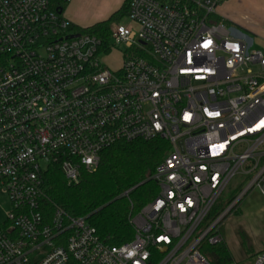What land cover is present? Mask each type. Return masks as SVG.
<instances>
[{"label": "built area", "instance_id": "1", "mask_svg": "<svg viewBox=\"0 0 264 264\" xmlns=\"http://www.w3.org/2000/svg\"><path fill=\"white\" fill-rule=\"evenodd\" d=\"M71 2L0 0V264H211L222 222L248 193L264 200V51L219 17L222 0H132L108 40L74 28ZM116 47L111 70L99 56ZM156 139L170 153L129 243L48 199L49 165L77 184L104 150Z\"/></svg>", "mask_w": 264, "mask_h": 264}, {"label": "trees", "instance_id": "2", "mask_svg": "<svg viewBox=\"0 0 264 264\" xmlns=\"http://www.w3.org/2000/svg\"><path fill=\"white\" fill-rule=\"evenodd\" d=\"M131 2L125 0L106 21L84 29L74 28L108 40L111 25L128 16ZM169 150L168 142L162 139L116 144L101 153L96 171L81 170L79 182L71 185L59 164L49 165L44 171L47 197L71 217L85 218L104 243H129L134 237L130 217L158 196L153 175ZM203 253L211 264L233 262L225 241L205 247Z\"/></svg>", "mask_w": 264, "mask_h": 264}, {"label": "rangeland", "instance_id": "3", "mask_svg": "<svg viewBox=\"0 0 264 264\" xmlns=\"http://www.w3.org/2000/svg\"><path fill=\"white\" fill-rule=\"evenodd\" d=\"M123 1L124 0H82L79 13L91 22H97L104 18V20H106L109 19L112 13L121 8ZM216 11L218 13L219 6L216 8ZM121 23L130 24V20L126 17ZM84 25L87 27V24ZM84 25L82 27H84ZM232 27L247 35L253 42L252 47L257 49L255 39L248 32L237 26L232 25ZM125 52L126 49L124 47H116L109 55L101 53L99 58L107 68L116 70L120 68ZM168 153H170V150ZM42 166L45 168L47 167V165L43 164ZM237 194L238 193H234L235 196ZM233 198L234 196H227L223 198V200L229 201ZM11 208L12 205L8 196L5 194L1 195V224L7 221V214L11 211ZM221 230L233 262L238 264H254L256 255L264 251V200L254 191L248 193L237 210L230 213L222 222Z\"/></svg>", "mask_w": 264, "mask_h": 264}, {"label": "crops", "instance_id": "4", "mask_svg": "<svg viewBox=\"0 0 264 264\" xmlns=\"http://www.w3.org/2000/svg\"><path fill=\"white\" fill-rule=\"evenodd\" d=\"M81 2L82 0H72L65 9V16L73 26L84 29L107 20L102 18L97 22L88 21L79 13ZM218 15L230 26H237L248 32L255 39L257 49L264 51V0H223L219 5ZM82 24H87V27H82Z\"/></svg>", "mask_w": 264, "mask_h": 264}]
</instances>
